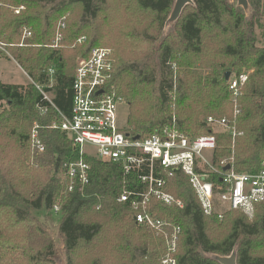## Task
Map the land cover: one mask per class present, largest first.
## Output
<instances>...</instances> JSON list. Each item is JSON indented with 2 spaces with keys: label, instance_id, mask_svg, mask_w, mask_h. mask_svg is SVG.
Instances as JSON below:
<instances>
[{
  "label": "trees",
  "instance_id": "16d2710c",
  "mask_svg": "<svg viewBox=\"0 0 264 264\" xmlns=\"http://www.w3.org/2000/svg\"><path fill=\"white\" fill-rule=\"evenodd\" d=\"M174 3L136 0V9L151 15L153 32L137 34L138 25L133 23L129 40L112 45L107 85L127 103L122 127L147 137L174 119L176 129L189 138L214 136L216 146L207 156L217 172H224L220 161L226 160L235 173H257L264 163V0H247L246 9L230 0H192L172 30L162 34ZM106 4L107 0H0V54L6 53L33 83L41 85L48 81L44 68L52 66L54 85L46 91L64 114L71 105L78 61L106 43L100 18ZM18 7L23 10L15 15ZM59 23L65 25L63 39L53 48ZM23 30L31 37L22 40ZM82 37L85 40L78 42ZM231 70L247 74L235 98L225 80ZM46 106L32 83L0 82V264L50 261L53 244L30 211L51 212L55 206L61 214L58 229L67 254L81 243L97 240L113 221L124 223L128 235L138 233L137 228L157 240L130 264H162L163 236L137 226L138 211L130 202L120 201L122 193L140 185L132 176H124L119 165L85 158L89 182L75 183L68 190L65 165L73 150L66 135L49 129L57 116L51 109L45 112ZM208 118L227 120L237 134L233 137L221 126L208 124ZM34 126L45 146L41 154L30 149ZM212 178L219 183V176ZM165 190L181 199L183 209L152 203L150 211L181 228L175 264H218L208 256L231 254L236 264H264V201L250 212L231 210L215 193L214 210L206 216L184 175L166 178ZM221 206L225 213L217 211ZM223 225L228 228L225 237L213 239L211 231Z\"/></svg>",
  "mask_w": 264,
  "mask_h": 264
},
{
  "label": "built area",
  "instance_id": "2783aa9c",
  "mask_svg": "<svg viewBox=\"0 0 264 264\" xmlns=\"http://www.w3.org/2000/svg\"><path fill=\"white\" fill-rule=\"evenodd\" d=\"M23 7L13 10L18 15ZM64 23H59L53 48H57L63 36ZM31 33L23 30L22 40L30 38ZM84 37L78 42H83ZM0 50L3 46L0 43ZM112 72L110 51L105 48H94L86 59L78 61L71 84L72 98L69 112L64 114L52 102L50 92L54 85V69L46 66L44 73L48 78L46 85L33 83L44 107L53 110L57 120L50 123L49 129L57 130L71 143L73 158L65 165L68 178V190H73L75 183L84 186L89 182L90 167L85 158H94L105 163H114L121 167L124 176H132L140 186L129 188L120 196L121 202H130L138 212L134 215L137 226L154 234L163 236L166 254L162 264H175L173 257L181 228L166 220H161L150 211L152 203L162 204L182 210V201L165 190L166 178L184 175L193 190L203 215L213 212V198L217 193L219 201L226 208L250 212L253 206L264 201V163L262 169L254 174L217 172L209 154L216 146L213 135L189 138L175 127L174 119L170 126L147 137L132 135L126 132L119 121L118 106L122 98L108 87ZM247 80L246 74L237 75L229 72L227 85L232 97L239 94L240 88ZM210 125L221 126L230 131L234 137L237 133L228 125L227 120L208 118ZM32 153L41 154L45 146L34 126L30 135ZM223 169L229 166L226 160L220 161ZM219 176V183L212 176ZM165 176V177H164ZM53 213L57 214L55 206Z\"/></svg>",
  "mask_w": 264,
  "mask_h": 264
},
{
  "label": "rangeland",
  "instance_id": "374dc122",
  "mask_svg": "<svg viewBox=\"0 0 264 264\" xmlns=\"http://www.w3.org/2000/svg\"><path fill=\"white\" fill-rule=\"evenodd\" d=\"M230 1L237 4L236 0ZM135 2L136 0H107L105 9L100 16L106 43H99L97 48L108 49L110 51L111 61H113L112 45L118 43L124 44V42L130 38L131 27L129 25L133 23L138 25L137 34H140L143 30L149 34L153 32L155 28L149 25L152 19L151 15L140 13L136 9ZM171 12L172 9L170 14ZM173 23L174 22L170 21L166 22L162 34L170 32ZM0 69L3 70L5 76L9 77L8 79L11 82L18 83L17 85L21 86H26L28 84V80L13 65L7 62L5 64L0 62ZM127 109V103L122 98V103L118 106V115L120 124L123 125V127L127 116ZM225 210L223 206L217 208L219 213H225ZM30 212L32 219L40 224L44 234H46L47 242L53 244V252L50 261H44L45 264H92L94 261H99V264H130V261L136 260L145 249H149L152 243L157 241L151 238L146 231H137V228L134 229V232L138 233L128 235L124 229V223L115 222L113 224V221H110L105 225L97 240L91 244L81 243L74 252L67 254L65 252L63 238L58 229L61 214H55L52 211L49 212L43 209L31 210ZM230 220V217L226 218V221ZM227 232L228 228L223 225L220 228H215L213 232L211 231V237L219 240L218 238H224ZM152 236L154 237L155 235L153 234ZM47 242L45 244H47ZM144 244L147 245L146 248ZM42 246V244L38 245V248L41 249ZM208 257L214 260L220 258L217 255H209Z\"/></svg>",
  "mask_w": 264,
  "mask_h": 264
},
{
  "label": "water",
  "instance_id": "95a60500",
  "mask_svg": "<svg viewBox=\"0 0 264 264\" xmlns=\"http://www.w3.org/2000/svg\"><path fill=\"white\" fill-rule=\"evenodd\" d=\"M237 5L242 7L243 9L247 8V0H236ZM192 3V0H175L172 12L170 14L169 20L170 22H174L176 21L182 10L184 9V7H186L187 5H190ZM167 21V22H168ZM229 77V72L225 73V80L227 81ZM138 136L135 137V139H137ZM230 169L229 166H226L224 168V171H228ZM217 261L218 264H236V260H235V255L231 254L229 257H220L218 259H215Z\"/></svg>",
  "mask_w": 264,
  "mask_h": 264
},
{
  "label": "crops",
  "instance_id": "0c3cea01",
  "mask_svg": "<svg viewBox=\"0 0 264 264\" xmlns=\"http://www.w3.org/2000/svg\"><path fill=\"white\" fill-rule=\"evenodd\" d=\"M2 50H0L1 52ZM3 55L0 56V62H3V64H5L6 62L8 64L13 65L27 80L28 83H32V80L24 73V71L15 63V61H13L11 58H9L7 55H5L6 53H2ZM2 75V76H1ZM9 77L5 76V73L3 72L2 69H0V82L4 83V84H18V83H13L11 82L9 79Z\"/></svg>",
  "mask_w": 264,
  "mask_h": 264
}]
</instances>
